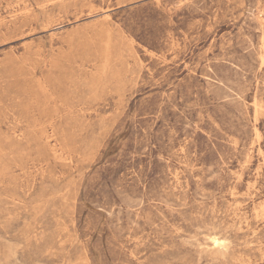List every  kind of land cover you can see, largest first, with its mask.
I'll use <instances>...</instances> for the list:
<instances>
[{"label":"rangeland","instance_id":"374dc122","mask_svg":"<svg viewBox=\"0 0 264 264\" xmlns=\"http://www.w3.org/2000/svg\"><path fill=\"white\" fill-rule=\"evenodd\" d=\"M0 264H264V0H0Z\"/></svg>","mask_w":264,"mask_h":264}]
</instances>
